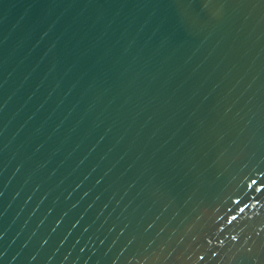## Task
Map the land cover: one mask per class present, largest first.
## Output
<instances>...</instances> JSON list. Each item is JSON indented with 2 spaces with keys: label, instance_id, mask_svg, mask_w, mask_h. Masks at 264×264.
I'll use <instances>...</instances> for the list:
<instances>
[{
  "label": "water",
  "instance_id": "1",
  "mask_svg": "<svg viewBox=\"0 0 264 264\" xmlns=\"http://www.w3.org/2000/svg\"><path fill=\"white\" fill-rule=\"evenodd\" d=\"M0 264H264V0H0Z\"/></svg>",
  "mask_w": 264,
  "mask_h": 264
}]
</instances>
